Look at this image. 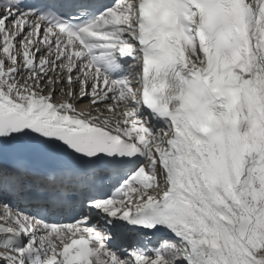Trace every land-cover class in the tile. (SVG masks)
Here are the masks:
<instances>
[{
    "label": "snow or ice",
    "instance_id": "snow-or-ice-1",
    "mask_svg": "<svg viewBox=\"0 0 264 264\" xmlns=\"http://www.w3.org/2000/svg\"><path fill=\"white\" fill-rule=\"evenodd\" d=\"M0 264H264V0H0Z\"/></svg>",
    "mask_w": 264,
    "mask_h": 264
},
{
    "label": "bare ground",
    "instance_id": "bare-ground-1",
    "mask_svg": "<svg viewBox=\"0 0 264 264\" xmlns=\"http://www.w3.org/2000/svg\"><path fill=\"white\" fill-rule=\"evenodd\" d=\"M85 103H86V101H85ZM81 106H83V104H81Z\"/></svg>",
    "mask_w": 264,
    "mask_h": 264
}]
</instances>
